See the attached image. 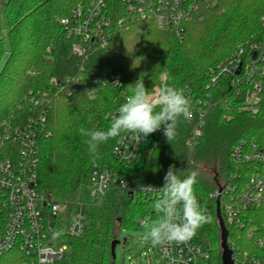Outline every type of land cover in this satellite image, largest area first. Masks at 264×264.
<instances>
[{
	"label": "trees",
	"instance_id": "1",
	"mask_svg": "<svg viewBox=\"0 0 264 264\" xmlns=\"http://www.w3.org/2000/svg\"><path fill=\"white\" fill-rule=\"evenodd\" d=\"M91 1L0 0V130L9 117L16 124L30 117L32 106L29 99H24L30 90L48 91L45 133L37 152L39 183L65 204L67 214L80 203L86 204L85 232L77 238H65L63 242L69 245L70 252L65 262L57 264H113L111 243L120 239L121 231L143 229L141 221L145 217L156 218L155 201L141 193L130 196L118 186H112L101 200H92L90 179L95 163L119 170L131 185L158 182L169 166L175 165L182 176L196 171L195 193L207 195L220 187L231 168V151L240 140H264V95L259 112L253 115L242 109L243 98L228 87L224 91L206 89L211 67L224 62L240 45L248 48L264 41V0H217L202 10V18L183 23L179 32L160 29L141 19L134 20L129 29L121 27L123 17L130 23L125 1L106 0L114 39L109 46L83 58L72 48L78 38L67 35L61 19ZM106 72L118 75L121 85L106 78ZM52 76L76 77L82 83L72 95L56 93ZM140 78L148 90L167 79L184 90L191 107L212 91L214 97L203 135L194 148L208 152L207 163L212 164V171L196 170L194 151L188 152L186 142L194 128L193 118L178 122L170 142L163 128L143 139L136 160L127 167L113 152L124 134L102 144L99 158L90 156L79 129L106 130L129 94L127 87ZM221 201L223 204V198ZM207 213L212 220L196 235L209 245L212 264H222L216 202L210 203ZM227 228L230 245L235 243L241 251L259 249L244 228L229 224ZM0 264L11 261L0 256Z\"/></svg>",
	"mask_w": 264,
	"mask_h": 264
},
{
	"label": "built area",
	"instance_id": "2",
	"mask_svg": "<svg viewBox=\"0 0 264 264\" xmlns=\"http://www.w3.org/2000/svg\"><path fill=\"white\" fill-rule=\"evenodd\" d=\"M129 19L121 18L120 26L130 28L134 20L151 21L160 29H175L183 23L202 18V10L217 0H124ZM264 26V13L261 17ZM69 37L78 38L72 48L76 55L86 58L96 49L110 45L113 37L112 20L106 0H92L90 4L75 8L69 17L61 19ZM141 31V30H137ZM117 42V46L119 45ZM116 85L118 75L105 73ZM206 89L221 91L228 87L242 97V109L256 115L264 95V41L240 45L224 62L208 71ZM164 79V77H162ZM56 93L72 95L81 79L50 78ZM92 96V93L90 94ZM48 91L30 90L24 99L32 106L31 115L23 124L13 117L2 122L0 130V256L11 264H57L70 252L66 237L77 238L86 228L85 203H80L69 214L63 202L43 189L37 173V152L47 121ZM214 94L198 99L191 107L194 128L186 142L190 154L203 135L205 119ZM141 140L124 133L113 152L125 167L133 163L140 151ZM231 168L219 188L207 195L196 194L207 211L210 203L220 200L225 225H238L255 240L259 249L241 251L235 243L230 245L236 264H264V140L242 139L231 151ZM164 179L152 184H134L114 168H103L95 163L90 179V196L99 201L112 186L121 187L133 195L141 193L150 200L159 198L158 192L140 191L151 185L160 188ZM223 198V204L221 199ZM161 264H212L209 245L195 235L181 243H160L156 246ZM237 251V255L236 254Z\"/></svg>",
	"mask_w": 264,
	"mask_h": 264
},
{
	"label": "clouds",
	"instance_id": "3",
	"mask_svg": "<svg viewBox=\"0 0 264 264\" xmlns=\"http://www.w3.org/2000/svg\"><path fill=\"white\" fill-rule=\"evenodd\" d=\"M129 94L121 103L106 130L80 128L88 152L94 159L99 158V148L110 139L124 133L135 136L137 143L163 128L166 139L175 138L177 124L181 119H189L191 100L183 89L167 82L148 90L143 79H138L127 87ZM175 165H170L160 188L141 186L140 191L158 192L159 198L153 205L156 218L145 217L141 221L145 240L153 244L181 243L191 239L212 217L203 208L195 193L198 173L190 171L181 175Z\"/></svg>",
	"mask_w": 264,
	"mask_h": 264
},
{
	"label": "rangeland",
	"instance_id": "4",
	"mask_svg": "<svg viewBox=\"0 0 264 264\" xmlns=\"http://www.w3.org/2000/svg\"><path fill=\"white\" fill-rule=\"evenodd\" d=\"M1 6L2 3L0 2ZM193 153L196 170L202 171L208 168V171H212V164L207 163L209 159L208 152L196 148ZM224 179L225 176L221 180ZM63 205L65 206L64 203ZM144 236V229H123L119 239L120 242L116 245L114 264H161L156 250L157 244H153L151 240H145ZM66 258L67 253L64 254L61 262H65Z\"/></svg>",
	"mask_w": 264,
	"mask_h": 264
},
{
	"label": "water",
	"instance_id": "5",
	"mask_svg": "<svg viewBox=\"0 0 264 264\" xmlns=\"http://www.w3.org/2000/svg\"><path fill=\"white\" fill-rule=\"evenodd\" d=\"M128 195L132 196V192H128ZM217 218L219 221V225L221 228V247H222V264H236L234 262L233 258V251L229 246L228 243V237H229V230L225 225L224 219L221 214V208H220V200L217 201ZM120 242L119 239L113 240L111 243V254L113 258V264H114V258H115V250H116V245Z\"/></svg>",
	"mask_w": 264,
	"mask_h": 264
}]
</instances>
